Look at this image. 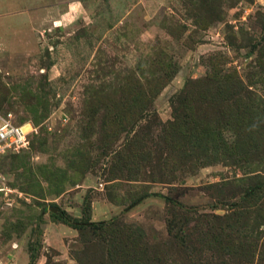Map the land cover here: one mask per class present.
I'll return each mask as SVG.
<instances>
[{
    "label": "rangeland",
    "instance_id": "obj_1",
    "mask_svg": "<svg viewBox=\"0 0 264 264\" xmlns=\"http://www.w3.org/2000/svg\"><path fill=\"white\" fill-rule=\"evenodd\" d=\"M34 10L0 25V112L38 128L0 157V264H118L132 225L154 264H264V0Z\"/></svg>",
    "mask_w": 264,
    "mask_h": 264
},
{
    "label": "trees",
    "instance_id": "obj_2",
    "mask_svg": "<svg viewBox=\"0 0 264 264\" xmlns=\"http://www.w3.org/2000/svg\"><path fill=\"white\" fill-rule=\"evenodd\" d=\"M148 102V97H145L141 99V105L139 107V110L137 114L134 115V117L140 115L143 110L146 108V103ZM33 139V138H32ZM31 146H32V140H31ZM30 146V148H31ZM29 148V149H30ZM28 149V150H29ZM27 150L23 151L26 152ZM21 152V153H23ZM20 154V153H19ZM148 195H143L140 198H138L135 202H139L145 198H147ZM108 224L101 223L100 225H93V224H81L76 227V229L80 231L84 230H103L105 227H107ZM174 224L170 222L168 224V229H169V234L172 236V238H177V234L174 232ZM117 233H112V237H120L116 235ZM124 239L122 240V244H119L117 240L115 239H110L109 240V245L111 248L110 252V261L112 263H117L118 264H154L153 263V258H150V251L151 247H149L145 240H146V235L143 229L136 225H132L130 227H127V232L124 235ZM181 241H183L181 239ZM112 249H114L112 251ZM154 256H156L154 254ZM157 263H162L159 259H157Z\"/></svg>",
    "mask_w": 264,
    "mask_h": 264
},
{
    "label": "built area",
    "instance_id": "obj_3",
    "mask_svg": "<svg viewBox=\"0 0 264 264\" xmlns=\"http://www.w3.org/2000/svg\"><path fill=\"white\" fill-rule=\"evenodd\" d=\"M37 130L33 123H19L11 112H0V157L28 150Z\"/></svg>",
    "mask_w": 264,
    "mask_h": 264
},
{
    "label": "crops",
    "instance_id": "obj_4",
    "mask_svg": "<svg viewBox=\"0 0 264 264\" xmlns=\"http://www.w3.org/2000/svg\"><path fill=\"white\" fill-rule=\"evenodd\" d=\"M39 13H43V10H39ZM34 15V0H0V25L8 21L5 24L6 28L10 22H16L19 19L33 22Z\"/></svg>",
    "mask_w": 264,
    "mask_h": 264
}]
</instances>
